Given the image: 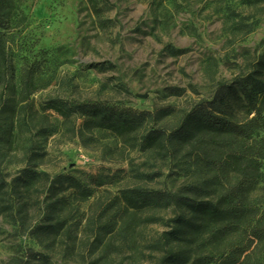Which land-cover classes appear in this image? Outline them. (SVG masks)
I'll return each instance as SVG.
<instances>
[{"label":"rangeland","instance_id":"rangeland-1","mask_svg":"<svg viewBox=\"0 0 264 264\" xmlns=\"http://www.w3.org/2000/svg\"><path fill=\"white\" fill-rule=\"evenodd\" d=\"M16 6L8 32L10 52L19 64L36 63L41 77L51 79L34 95L36 107L60 97L137 111L188 108L210 98L218 81L246 71L248 63L264 52V0H99L104 17L114 22L107 30L99 27L88 0H21ZM231 101L238 116L247 114L239 93ZM174 120L169 117L165 122ZM82 122L79 117L66 121L48 112L43 125L51 129L49 136L35 137V143L48 152V160L37 169L52 178L71 174L94 188L80 212L74 210V221L82 222L75 232L76 247L69 254L60 246L44 247L27 229L0 215V264L28 248L45 254L52 264H158L164 251L190 249L183 236L174 235L162 251L149 247L164 231L177 229L170 222L142 228L137 249L119 246L116 240L107 258H98L101 250L91 251L85 218L99 199L136 185L180 192L201 184L205 174L186 158H162L131 149L109 130L82 132ZM24 165L10 154L3 168L11 188L20 185L18 199L28 203L31 223L52 212L47 208L51 195H66L75 202L72 188L49 183L26 186L19 172ZM248 186L249 196L259 199L256 204L264 211V184ZM162 215L188 217L189 211L171 208Z\"/></svg>","mask_w":264,"mask_h":264},{"label":"trees","instance_id":"trees-1","mask_svg":"<svg viewBox=\"0 0 264 264\" xmlns=\"http://www.w3.org/2000/svg\"><path fill=\"white\" fill-rule=\"evenodd\" d=\"M18 1L0 0V215L27 229L44 247L60 246L68 254L76 247L75 232L82 222L74 221V210L80 212L81 203L91 198L94 188L74 175L52 178L49 172L37 169L48 160V152L35 143V137L49 136L51 129L43 122L48 112H54L66 121L82 118V132L109 130L131 149L162 158H186L205 174L201 184L180 192L136 185L99 199L85 218L87 244L94 253L101 250L98 258H107L116 240L119 246L137 249L142 228L173 222L177 229L164 231L149 247L162 251L174 235L183 236L190 249L175 254L164 251L158 264H264V211L256 204L259 199L248 193L249 184H264V52L248 63L246 71L229 81H218L210 98L188 108L137 111L60 97L36 107L34 95L51 79L41 77L36 63L25 60L19 64L10 52L8 32ZM88 2L99 27L110 29L114 22L104 17L99 0ZM234 93L245 103L244 116L234 111ZM169 117L175 119L173 123L165 122ZM10 154L25 164L19 172L26 186L49 183L54 188H72L70 196L75 202L66 195H51L46 206L52 212L31 223L28 203L18 199L20 185L11 188L4 172ZM171 208H184L189 216L166 219L162 213ZM54 210L60 212L54 214ZM7 264L52 263L45 254L28 248Z\"/></svg>","mask_w":264,"mask_h":264}]
</instances>
